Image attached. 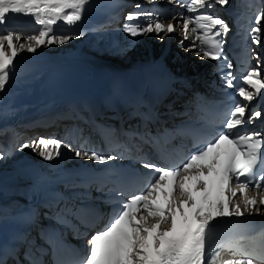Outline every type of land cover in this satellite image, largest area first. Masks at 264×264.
<instances>
[{
  "label": "snow or ice",
  "instance_id": "1",
  "mask_svg": "<svg viewBox=\"0 0 264 264\" xmlns=\"http://www.w3.org/2000/svg\"><path fill=\"white\" fill-rule=\"evenodd\" d=\"M174 2L180 4L181 0ZM90 4L91 0H0V24L9 14H23L33 17L39 26L7 29L0 34V92L15 72L14 61L22 51L35 53L41 46L63 45L71 40V34H58L53 26L60 21L69 26L77 24ZM214 4L228 5L229 0H186V12L194 15L183 18L181 30L184 39H188L192 25L191 32L196 33L192 49L199 48L196 55L220 61L226 59L223 36L229 26L210 14L208 10ZM141 18L143 23L125 25L124 30L132 37L156 33L163 39L175 31L173 23L163 22L152 11L126 16L129 22ZM262 22L264 11L256 15L250 30L251 42L256 46L264 42ZM255 58L259 61L258 55ZM225 66L233 67L231 63ZM240 81L237 84L230 72L225 75L224 86L234 89L233 95L242 100L229 108L219 122L223 130L211 138L197 140L193 147L198 150L186 156L179 166L165 168L142 161L148 171L141 174L138 190L120 200L108 225L90 237L89 250L81 264H264V256L257 260L245 249L243 238L211 244L217 224L225 218H241L245 213L264 215V133L240 130L262 115L260 110L249 113L244 102L264 93V76L253 68ZM28 147L38 148L39 154L51 161L61 155L62 142L41 138L33 145L24 144L21 150ZM66 147L76 157L98 163L116 159ZM250 191L255 195L250 197ZM237 200H242L243 207ZM225 252L230 258L223 259Z\"/></svg>",
  "mask_w": 264,
  "mask_h": 264
},
{
  "label": "bare ground",
  "instance_id": "2",
  "mask_svg": "<svg viewBox=\"0 0 264 264\" xmlns=\"http://www.w3.org/2000/svg\"><path fill=\"white\" fill-rule=\"evenodd\" d=\"M145 1L148 2V0ZM92 4L91 0V4L86 7L83 17L90 14ZM136 5L139 4H135L128 14L147 12L144 10L137 11ZM173 17L175 19H172ZM122 20L119 19L117 22L120 23ZM179 20V16L174 14L162 21L165 23L171 22L177 28L181 23V20ZM119 23L117 25L110 24L104 30L91 33L90 35L73 36L71 40L63 45L41 46L35 53L22 51L18 55L14 61L15 72L11 75L5 90L0 92V132L12 129L11 155L10 153L3 155L2 152L0 154V157H2L0 158V178L4 173H12L18 170L17 165L24 158L26 152H35L33 148H23L21 150L22 146L27 143H23L22 146L13 150L18 141L22 140L27 133L26 128L46 123L45 121L49 119V115L57 108L64 109L65 113H70L71 104L74 103L76 97L65 92L62 82L66 77L92 59L96 63L129 65L134 61L136 55H142L146 45L156 46L158 44L160 36L156 33L132 37L124 30L125 25ZM130 23H143V19ZM120 25L124 26L119 28L118 26ZM75 26L77 25L69 26L60 21L53 27L58 34H67V28ZM261 26H264V22H262ZM38 27L31 16L9 14L5 23L0 24V34L7 29L22 30ZM180 33L179 30L175 31L176 35H180ZM260 50L261 63L258 69L264 73V45L260 46ZM185 52L187 53L186 57L183 56ZM168 62L177 71L187 63L188 68L186 71L182 69L178 74L196 76L199 79L201 78V83L206 81L204 74L210 69V63L207 62L206 69L202 70L201 60L191 54L188 49L174 50ZM192 66H194V70H191ZM166 105L170 106L171 103L169 102ZM28 114L30 117L35 116L39 117V119L28 120ZM174 114L179 116L180 111L174 112ZM60 116L62 117L63 115L60 113ZM178 118L174 119L171 116H167L165 119L178 121ZM5 126H9V128ZM43 132L48 137V132L46 130ZM28 158H31L33 163L40 162L41 164L49 165L50 170H55L62 166L63 161L68 162L73 156L61 148V155L51 161L45 160L41 155L32 156L29 154ZM78 158L75 157L76 160ZM57 160L59 163H56ZM75 197L73 196V198ZM13 204H9L8 207H13Z\"/></svg>",
  "mask_w": 264,
  "mask_h": 264
},
{
  "label": "rangeland",
  "instance_id": "3",
  "mask_svg": "<svg viewBox=\"0 0 264 264\" xmlns=\"http://www.w3.org/2000/svg\"><path fill=\"white\" fill-rule=\"evenodd\" d=\"M14 155V154H13Z\"/></svg>",
  "mask_w": 264,
  "mask_h": 264
}]
</instances>
